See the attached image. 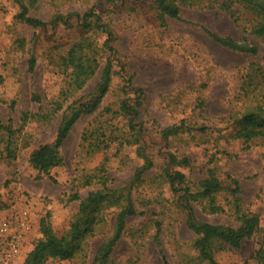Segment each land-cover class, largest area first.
I'll return each instance as SVG.
<instances>
[{
    "label": "rangeland",
    "instance_id": "374dc122",
    "mask_svg": "<svg viewBox=\"0 0 264 264\" xmlns=\"http://www.w3.org/2000/svg\"><path fill=\"white\" fill-rule=\"evenodd\" d=\"M28 15L49 21L57 13H84L91 7L114 36L116 59L103 46L106 35L85 31L75 16L69 26L34 28L18 20L19 6L0 0V218L10 209L26 208L32 229L18 264L42 238L39 223L46 218L57 236L69 228L79 201L77 193L99 189L98 177L110 190L128 194L142 214L126 221L115 245L112 264H205L193 247L195 234L185 221L179 195L170 187L166 168L181 171L196 192L209 170L221 181L211 198L191 201L201 222L236 227L241 214H256L259 225L238 249L216 252L217 264H260L264 250V142L245 144L230 136L233 120L244 110L264 109V42L251 34L259 19L233 0H188L179 19H158L150 0H21ZM225 5V6H223ZM209 33L244 40L258 48L256 55L221 46ZM85 40L98 66L79 90L71 84V69L63 58L74 43ZM35 59L29 70L28 60ZM113 63L108 92L98 107L71 127L59 154L63 165L38 176L29 164L31 152L52 143L63 112L73 101H86L99 81L106 58ZM131 84L127 86V80ZM140 88L135 98L131 88ZM137 100L143 127L142 143L153 166L130 185L142 158L136 152L120 105ZM135 106V105H134ZM183 123L192 131L167 140L161 130ZM168 153L186 165L167 166ZM230 177L239 182V212ZM90 178V184L86 180ZM123 200V198H121ZM121 200V203H122ZM214 204L218 212H211ZM119 208L107 206L94 234L70 260L48 259L46 264H92L100 243L113 231Z\"/></svg>",
    "mask_w": 264,
    "mask_h": 264
},
{
    "label": "trees",
    "instance_id": "16d2710c",
    "mask_svg": "<svg viewBox=\"0 0 264 264\" xmlns=\"http://www.w3.org/2000/svg\"><path fill=\"white\" fill-rule=\"evenodd\" d=\"M19 6V12L16 18L25 24L34 28H45L48 25H64L69 26L71 19L75 16L78 25L82 30L100 31L106 35L103 46L108 50L109 55L115 57L116 50L113 46L114 36L107 25L101 22L100 16L94 11V7L89 8L84 13L79 14L75 11L65 14L57 13L49 21H43L39 18L28 15V7L21 0H13ZM34 1V0H33ZM101 1V0H99ZM124 2L125 0H120ZM155 7L158 19L163 23L165 18L179 19L180 5L187 3L188 0H150ZM236 3L242 4L248 11L254 12L258 17V24L251 29V34L264 42V0H233ZM225 6V5H223ZM210 36L221 46L230 50L256 55L258 52L257 46L244 40H235L230 37H222L213 33ZM94 50L91 45H88L85 40L81 39L72 45L67 55L63 58V66L65 69H71V86L79 90L83 87L95 73L98 66ZM120 70H124L123 64L116 59ZM110 57L106 61L100 74L93 93L86 101H73L63 112L61 120L58 124L56 135L52 143L41 144L36 147L29 156V164L38 176L48 175L51 170L58 169L63 164V159L59 154V148L66 139L71 127L84 114L93 112L99 105L103 96L108 92L109 84L112 77L113 63ZM29 70L34 69L35 59L31 56L28 60ZM131 84L127 80V86ZM130 87V86H129ZM135 94V98L143 94L140 88H131ZM135 105V106H134ZM129 102V99H124L120 105V113L126 117L129 130L132 133V139L127 142L136 145V152L142 158L141 166L135 169L130 185L132 186L141 180L144 172L152 166V159L147 153L146 146L142 143L143 127L136 122L139 116L138 106L140 103L136 100L135 104ZM233 126L230 136L233 139H239L248 147V143L253 140H261L264 142V109L253 107L244 110L243 113L233 120ZM184 124L167 126L161 130V137L167 140L170 136L177 135L181 132L192 131L190 128H184ZM186 158L179 159L172 153H168V167L177 165H186ZM170 187L174 192H181L179 202L184 210L185 221L187 227L193 231L195 238L193 247L198 252V258L204 261L205 264H217L214 255L216 252L224 251L225 249H238L242 241L253 235L259 225V217L256 214H241L238 216L239 224L236 227L227 225L211 224L199 221L191 205V201L195 197L211 198L218 193L221 188V181L215 176L214 172L209 170L205 179L201 180L196 192H193L187 186V180L184 173L174 171L168 168L164 171ZM99 189L90 191L85 198H80L77 193L69 197V201H79L78 211L74 215L69 228L61 235L57 236L50 222L44 218L40 221V233L42 238L36 242L32 250H30L23 264H46L48 259L70 260L78 252L82 250V245L85 240L94 234L95 227L103 220L102 210L107 206L118 207L119 210L115 214V222L112 233L105 238L93 257L92 264H112L110 255L121 238L128 218L142 214L135 209L131 198L127 193L110 190L106 187V179L103 176L98 177ZM234 185L233 196L236 204L237 213L239 212L240 194L239 182L230 177ZM86 184H90V178L86 180ZM123 198V200L121 199ZM122 200V203H121ZM211 212H218L219 207L212 204L209 207ZM257 259L260 264H264V250L257 253Z\"/></svg>",
    "mask_w": 264,
    "mask_h": 264
},
{
    "label": "built area",
    "instance_id": "2783aa9c",
    "mask_svg": "<svg viewBox=\"0 0 264 264\" xmlns=\"http://www.w3.org/2000/svg\"><path fill=\"white\" fill-rule=\"evenodd\" d=\"M32 229L26 208L10 209L0 218V264H18Z\"/></svg>",
    "mask_w": 264,
    "mask_h": 264
}]
</instances>
